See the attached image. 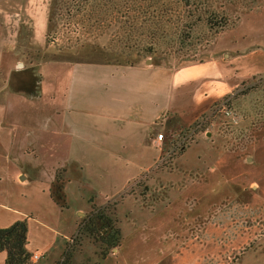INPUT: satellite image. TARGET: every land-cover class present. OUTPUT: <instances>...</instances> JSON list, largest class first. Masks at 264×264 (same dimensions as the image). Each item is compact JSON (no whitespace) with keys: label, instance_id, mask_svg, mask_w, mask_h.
<instances>
[{"label":"rangeland","instance_id":"374dc122","mask_svg":"<svg viewBox=\"0 0 264 264\" xmlns=\"http://www.w3.org/2000/svg\"><path fill=\"white\" fill-rule=\"evenodd\" d=\"M49 3L32 0L25 8L24 22L21 13L16 23L0 22V63L30 64L42 58H68L84 64L143 63L145 55L136 56L137 50L151 47L155 54L146 58L148 63L176 68L184 61H204L213 52L221 57L230 53L228 46L236 42V36L246 51L264 50V45H255L264 41V0ZM210 13L227 17L229 25L234 23L214 34L205 23ZM17 25L23 40L14 50L11 40ZM188 32L189 39L181 43ZM29 34L33 44H28ZM129 44L133 45L130 53ZM55 62L51 65H62L61 71L53 72L50 91L38 108L34 106L42 115L33 118L39 126L30 128L25 119L33 114L25 118L17 110L13 143L8 139L7 153L0 155V161L10 156L23 169L18 189L34 198L55 178L60 166L68 168L72 179L83 175L78 183L81 199L69 195V205L83 208L84 197H93L110 218L116 236L106 245L95 229L89 235L84 212L67 242L68 259L64 251L56 264H264V73L240 82L228 98L225 95L214 102L193 122L172 123L163 131L170 145L154 148L137 140L128 143L132 138L128 132L115 137L109 129L103 130V143L86 147L83 172L78 173L71 161H77L80 151L71 142L68 145L51 136L44 126L50 119L48 110L62 104L66 71L70 74L71 70L72 62ZM50 94L55 101H46ZM87 120L93 116L87 115ZM121 139L128 149L121 150L114 143ZM63 175L62 180L68 178Z\"/></svg>","mask_w":264,"mask_h":264},{"label":"crops","instance_id":"0c3cea01","mask_svg":"<svg viewBox=\"0 0 264 264\" xmlns=\"http://www.w3.org/2000/svg\"><path fill=\"white\" fill-rule=\"evenodd\" d=\"M31 1L0 0V22L16 23L18 13L23 14L21 21L24 22L27 16L25 8ZM47 2L50 5L49 0ZM23 29H26V26ZM20 34L18 25L14 26L11 40L14 50L17 48L16 43L23 40L20 38L22 36L19 37ZM33 38L29 36L28 44H33ZM235 40L236 42L228 46L230 53H224L222 57L213 52L204 61H184L176 68L156 66L147 60L133 66L112 63L84 64L70 61L68 58H42L30 64L17 61L11 65L4 61L0 63V71H9L4 76L0 74V155L7 153L8 139L13 143L16 125L13 118L17 110L25 118L30 112L33 114L25 119L26 123L24 122L31 126L30 128L39 126V122L33 118L42 115L34 106L38 108L46 91H50L48 84L52 80L53 72L62 68V65L58 68L57 65L51 64L62 60L72 62L70 74L69 71L65 72V68L62 70L67 76L64 90L66 93H63L62 104L46 113V116L50 117L48 124L44 121L41 123L44 122L51 136L56 135L64 139L68 145L71 142L74 149L80 151L77 161H71V166L76 168L78 173L83 172L82 157L85 156L86 147L93 148V144L96 146L103 143V130L109 129L110 134L114 133L115 137L118 133L128 132L132 136L128 143L137 140L138 143L156 148L159 144L155 140V130L163 132L172 127V123L179 125L181 121L186 122V119L188 123L193 122L208 111L214 102L237 88L240 82L264 73L263 47L246 51L245 44L240 43L237 36ZM22 44L20 43V46ZM255 45L262 46L264 41ZM60 71L61 69L58 74ZM54 97L50 94L46 101H55ZM29 106H32L34 111L32 108L30 111ZM12 108L13 111L9 112ZM87 115L93 116V120L88 121ZM88 131L100 135H86ZM163 133V145H170L171 140L165 132ZM122 140H116L114 143L118 144L121 150L128 149L129 146H126V142L121 143ZM157 150L161 151L159 148ZM159 156L154 159L153 164ZM6 157L8 161H0V228L26 219V250L30 255L41 254L36 264H56L66 250L70 237L76 232L79 215L87 209L86 206L80 208L79 205L74 208L68 201L69 195L80 198L78 183L83 179V175L80 177L75 174L72 179L68 168H56L55 173L58 171L60 178L63 179V173L68 176L63 180L66 209L51 197L50 190L55 178L36 198L21 192L18 186L22 183L20 179H24V171L12 162L10 156ZM157 178H160L159 174ZM95 206L101 205L95 203ZM5 257V252H0V264L4 262Z\"/></svg>","mask_w":264,"mask_h":264},{"label":"trees","instance_id":"16d2710c","mask_svg":"<svg viewBox=\"0 0 264 264\" xmlns=\"http://www.w3.org/2000/svg\"><path fill=\"white\" fill-rule=\"evenodd\" d=\"M185 6H188V4L185 2ZM238 20V18H237ZM50 21V20H49ZM205 23L209 31H213L214 34H217L219 32H222L232 24H228V18L223 17L220 15H217L215 13H210L205 18ZM48 36V35H47ZM189 39V32L181 38L182 41H186ZM147 40H144L143 42H146ZM126 47H130L129 53L133 51V45L129 44ZM145 48V47H144ZM136 56L142 57L141 54H144V58L152 57L155 54V51L149 47L146 48V50L141 52L140 50H137ZM145 52V53H143ZM186 61L192 60V59H184ZM119 63V62H116ZM121 64V63H119ZM124 65H130L133 66L138 63H133L131 61H126L123 63ZM230 96V95H229ZM228 95L224 97L228 98ZM223 99V100H224ZM60 182V177L58 176V172L55 175V181L52 183L50 194L52 199L61 207L64 206V204L57 199L56 192L54 191L55 188H58L57 185ZM107 221H109L107 219ZM104 228V227H103ZM102 228V229H103ZM101 229V230H102ZM100 232V231H99ZM116 237L113 238L112 241L115 240ZM106 245L108 243L104 242ZM110 243V242H109ZM26 244H27V221L26 219L18 220L11 224L10 226L6 228H0V252H5L6 257L2 264H30V254L26 250ZM65 260L68 259V256L66 254V251L63 254Z\"/></svg>","mask_w":264,"mask_h":264},{"label":"flooded vegetation","instance_id":"af4514ba","mask_svg":"<svg viewBox=\"0 0 264 264\" xmlns=\"http://www.w3.org/2000/svg\"><path fill=\"white\" fill-rule=\"evenodd\" d=\"M63 184H64V181L60 178V182L57 185L58 188H55L54 191L56 192L57 199L61 202V204L63 203L66 208L67 205H66V197L63 192V189H64ZM85 199L87 202V203L85 202L87 209H85V213H84V214H87L85 216L86 217L85 226L87 228L88 234L91 235V233H93L92 230L95 229L98 232L100 231L99 233L98 232L97 233L99 234V236L103 237L102 239L103 242H106V243L111 242V240H113V238L116 236H114V228L112 227L113 224L110 218L107 217L99 207L97 208L95 207V202H94L93 197L92 198L86 197L84 198V201ZM107 219L109 221H107ZM103 227L105 228L102 229ZM77 229H78V225H77Z\"/></svg>","mask_w":264,"mask_h":264},{"label":"built area","instance_id":"2783aa9c","mask_svg":"<svg viewBox=\"0 0 264 264\" xmlns=\"http://www.w3.org/2000/svg\"><path fill=\"white\" fill-rule=\"evenodd\" d=\"M223 108H225V107L222 106L219 110H222V112H223ZM225 113H226V115H229V112L228 111H226ZM164 139H165V135H164L163 132H159L155 136V140H157V142H158L159 145H162V142H163ZM40 255L41 254H39V253H33V254H31V256H30V264H36L37 261L40 258Z\"/></svg>","mask_w":264,"mask_h":264},{"label":"water","instance_id":"95a60500","mask_svg":"<svg viewBox=\"0 0 264 264\" xmlns=\"http://www.w3.org/2000/svg\"><path fill=\"white\" fill-rule=\"evenodd\" d=\"M149 61V60H148Z\"/></svg>","mask_w":264,"mask_h":264}]
</instances>
